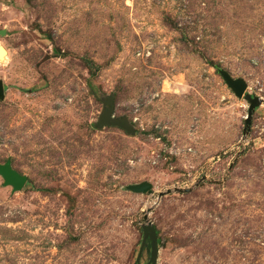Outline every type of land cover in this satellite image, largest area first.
<instances>
[{
    "label": "rangeland",
    "instance_id": "rangeland-1",
    "mask_svg": "<svg viewBox=\"0 0 264 264\" xmlns=\"http://www.w3.org/2000/svg\"><path fill=\"white\" fill-rule=\"evenodd\" d=\"M0 82V264H264V0H0Z\"/></svg>",
    "mask_w": 264,
    "mask_h": 264
},
{
    "label": "water",
    "instance_id": "water-1",
    "mask_svg": "<svg viewBox=\"0 0 264 264\" xmlns=\"http://www.w3.org/2000/svg\"><path fill=\"white\" fill-rule=\"evenodd\" d=\"M225 83L232 89L235 95L238 98H242L244 96L246 90V83L242 79H233L227 72L221 71ZM4 97V88L2 83L0 82V99ZM246 100L250 102L248 116L246 118V123L248 124L251 119V115L256 106L261 104V99L257 97L251 98L250 95L245 96ZM103 124L117 126L128 133L135 134V130L128 124L126 119H112L110 113H107L102 120ZM0 175L4 179L5 185H10L13 187L14 191L21 190L26 183V176L19 174L15 171L9 162L0 163ZM151 188L150 184L143 183L140 185L133 186L131 188L132 191L138 193H146ZM162 196V195H160ZM144 233V241H150L151 247V258L148 264H156L157 254H158V246H157V234L153 226L147 225L142 227ZM144 244L140 248L139 257L142 253Z\"/></svg>",
    "mask_w": 264,
    "mask_h": 264
}]
</instances>
